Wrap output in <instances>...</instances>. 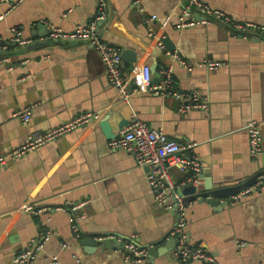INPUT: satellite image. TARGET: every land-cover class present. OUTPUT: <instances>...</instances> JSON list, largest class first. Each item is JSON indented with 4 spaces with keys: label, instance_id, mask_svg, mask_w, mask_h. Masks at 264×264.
I'll list each match as a JSON object with an SVG mask.
<instances>
[{
    "label": "crops",
    "instance_id": "1",
    "mask_svg": "<svg viewBox=\"0 0 264 264\" xmlns=\"http://www.w3.org/2000/svg\"><path fill=\"white\" fill-rule=\"evenodd\" d=\"M134 1L102 0L103 13L96 0H25L13 8L0 2V52L5 53L0 56V157L25 144L30 134L82 114L97 116L91 125L8 160L0 169V264H12L42 229L51 235L34 264H125L119 246L100 251L80 245L87 238L113 237H134L139 246L156 250L149 264H179L173 245L163 247L176 221L174 211L155 206L146 168L110 148L111 140L99 126L104 116L116 136L137 118L161 129L168 139L195 144L191 153L205 175L200 192L205 181L213 190L237 192L264 168V34H235L213 22L179 30L176 21L185 0H138L135 7ZM201 1L233 20L264 26V0ZM152 16L155 19L147 23ZM89 24L120 54L129 50L140 56L133 68L121 60L122 89L106 81L89 43L56 42L47 33V25L72 32ZM11 29L31 42L26 53L9 54L18 49ZM164 40L172 51L166 50ZM167 54H176L191 70L179 67ZM148 58L155 60L158 73L171 69L172 87L198 93L208 110L180 114L173 98L142 92L138 76ZM205 61L219 67H198ZM26 108L30 120L23 124L13 114ZM249 121L262 130L259 156L249 153L244 129ZM170 174L176 185L186 178L177 169ZM187 190L181 194L188 205L184 232L192 246H201L212 258L191 264H264V195L250 193L214 209L197 200L188 202ZM80 201L87 204L78 212L83 217L74 231L73 217L52 209ZM26 203L48 211L26 214L21 210ZM239 243L244 246L238 248Z\"/></svg>",
    "mask_w": 264,
    "mask_h": 264
},
{
    "label": "built area",
    "instance_id": "2",
    "mask_svg": "<svg viewBox=\"0 0 264 264\" xmlns=\"http://www.w3.org/2000/svg\"><path fill=\"white\" fill-rule=\"evenodd\" d=\"M25 0H0L13 8ZM101 13H103L102 0H96ZM185 5L176 21L177 29H184L197 24L204 25L213 22L222 27L228 28L235 34H244L253 32L254 35L264 34V26L254 25L250 22L233 20L220 10H216L201 0H186ZM138 5V0L133 2V6ZM193 8V10L191 9ZM194 14L196 18H194ZM3 16H0V21ZM155 19L152 16L147 23ZM49 38L53 41H83L89 43L96 51L103 67L106 81L116 89H122L124 79L120 69L121 59L120 52L113 46L103 42L97 35L95 25L78 27L72 32H64L58 28L47 25ZM13 36V44L18 48L26 47L31 42L23 40L21 34L16 29L10 30ZM158 46L162 48V44ZM177 63V65L185 70H191V67L179 58L176 54H167ZM198 67L209 70H215L219 64L212 61H205ZM172 71L169 68L161 69L159 75L161 77L160 84L151 85V74L149 69L142 67L138 76V87L142 92H151L160 97H171L178 103V112L185 114L188 111H204L208 110V104L201 101L198 93L180 92L172 87ZM13 117L19 118L23 124H27L30 120V109L26 108L17 111ZM97 119L96 115L86 113L82 114L72 121L61 126L39 133L30 134L25 144L19 148L8 152L5 156L0 157V169L3 168L8 160H17L25 156L27 153L34 151L66 134L91 125ZM245 132L248 136V149L251 156L261 153V132L260 125L255 121L246 123ZM195 144L183 145L180 142L168 139L161 129H152L146 123L137 118H133L130 123L122 129L119 134L110 141V148L115 151H122L129 154L137 167L146 168V181L151 192L155 206L165 212L174 211L176 221L170 231V238L177 237L175 246V257L179 264L191 263H209L212 262L211 256L201 246H192L184 232L185 228V211L187 203L178 192L188 186L200 188L202 185L201 172L202 166L199 160L191 153ZM171 169H177L180 173L186 175L185 180L180 184L173 182L170 174ZM250 193L264 195V176H259L255 183L233 197L238 200L242 196ZM87 201H80L62 208L52 210L63 211L70 214L73 218L72 229L76 230V223L82 219V215L78 212L83 209ZM21 210L29 215L37 216L48 211L46 208H39L31 204H24ZM51 233L42 229L40 237L32 240L30 245L18 252L12 259V264H34L35 258L42 251L43 246L49 240ZM109 238V237H108ZM101 238L98 240H105ZM116 239L122 243L123 262L125 264H149L148 249L139 246L135 238ZM243 243L237 244V247H243Z\"/></svg>",
    "mask_w": 264,
    "mask_h": 264
},
{
    "label": "water",
    "instance_id": "3",
    "mask_svg": "<svg viewBox=\"0 0 264 264\" xmlns=\"http://www.w3.org/2000/svg\"><path fill=\"white\" fill-rule=\"evenodd\" d=\"M185 4L187 5V1L185 0ZM193 10V8H191ZM98 16L100 17V13L98 12ZM109 18V16L107 15V17L103 20L101 19L100 24H102L103 22H105L107 19ZM100 24H98V26H100ZM220 26V25H219ZM222 27V26H221ZM49 34V32H47ZM162 44L165 46L166 50L168 52L172 51V46H170V43L168 40H164L162 41ZM1 45V44H0ZM3 45V44H2ZM28 48H18L16 50H14V52H11L9 54H23L27 52ZM5 53L4 52H0V56H4ZM120 59L122 61H128L131 64V67L133 68L135 66V64H137L138 60L140 59V56H137L136 54L132 53L129 50H123L120 54ZM149 69V72L151 74V84H158L161 82V77L157 71V65L155 63V60L153 58H148L146 60V62L144 63V66ZM99 126L104 134V136L106 137V139L112 140L116 137V135H114L112 133V129L110 128V125L108 124V115L104 116L100 121H99ZM123 126L122 123H120L117 126V129H121ZM260 132H261V143H262V130L260 127ZM261 154V153H260ZM259 154V155H260ZM258 155V156H259ZM257 158V157H256ZM262 167H264V157H262ZM259 176H264V168H261L252 178V181L250 184H248L247 186H245L242 190L239 191H233V190H221V189H216L213 190L211 188V186H207L206 184L208 183L207 181L204 182V186H205V190L204 192H200L199 188H194V186L188 185L184 188V190L188 189L187 191L189 192L190 196L188 202H192L194 200H197L198 202H204L209 204L212 208L214 209H222V207L224 205L228 206L231 203H234V199L233 197L237 196L238 193L246 190L247 188L251 187L256 179ZM205 177V175L202 174L201 172V178ZM183 190V191H184ZM183 191H179L178 194L181 195L182 193H184ZM221 199H227L226 202L223 204L220 202ZM177 237H171L167 242H165L164 244V249L168 250L170 247L175 248L176 243H177ZM80 245L85 246V247H92L93 249H98L100 251L105 250V249H110L113 248L115 246H119L120 248H122V243L119 242L118 240H114V239H105L103 241H96L94 239H83L80 242ZM156 253V250L154 249H150L148 251V255L147 258L148 260H151V256H154V254Z\"/></svg>",
    "mask_w": 264,
    "mask_h": 264
}]
</instances>
